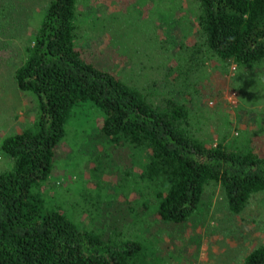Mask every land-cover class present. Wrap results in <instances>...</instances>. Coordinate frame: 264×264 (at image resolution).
Instances as JSON below:
<instances>
[{"label":"trees","instance_id":"1","mask_svg":"<svg viewBox=\"0 0 264 264\" xmlns=\"http://www.w3.org/2000/svg\"><path fill=\"white\" fill-rule=\"evenodd\" d=\"M88 1L50 0L15 71L38 112L0 144L10 164L0 171V264H157L160 248L174 243L160 239L190 224L210 186L222 188L235 215L264 194V150L250 135L233 138L230 126L217 132L220 119L206 118L211 98L200 72L209 57L264 69V0H192L186 26L170 8L188 0H137L119 17L92 5L90 13ZM164 1L169 7L156 6ZM153 28L164 38L159 48ZM105 37L112 43L95 54ZM123 60L131 68L145 63L152 75L143 85L124 77ZM204 121L211 136L222 135L218 144L200 140ZM72 136L90 168L88 178L78 175V213L62 199L59 179L56 193L45 187ZM64 175L71 189L75 175ZM105 177L116 180L111 190ZM118 199L125 217L92 226ZM242 264H264V245Z\"/></svg>","mask_w":264,"mask_h":264},{"label":"rangeland","instance_id":"2","mask_svg":"<svg viewBox=\"0 0 264 264\" xmlns=\"http://www.w3.org/2000/svg\"><path fill=\"white\" fill-rule=\"evenodd\" d=\"M49 1L0 0V144L6 137L26 129L37 116V101L32 94L23 93L18 89L15 71L25 55L26 47L34 39ZM129 3L135 4L137 0H89L86 8L93 13L92 5L95 10H99L97 14L119 17ZM169 4L166 1L157 2L156 6L167 8ZM170 9L180 17L183 26H186L188 15L194 14L193 11L190 12L194 9L192 0H188L182 8ZM94 34H98L97 31ZM193 34L196 35V32ZM150 38L154 41L152 45L158 48L161 47L158 44L164 41L156 28H153ZM104 39L95 41V54H98V49L106 52L105 48L112 43L108 37ZM194 40L196 42L198 37ZM163 52L159 51L160 54L156 58L164 55ZM121 60L122 58L118 59L119 62ZM110 61L102 60L106 65H109ZM123 61L125 62L122 63L121 68L126 66L128 68V71L122 72L124 77L132 80L141 79L143 85L148 75H152L144 67L145 63L138 61L137 65L131 68L129 61ZM205 62L200 72L206 76H201V84L208 88L204 96L211 98L207 103L209 110L206 112V118L220 119L217 132L230 126L233 138L241 139L245 135H250L251 139L257 143V149L264 150V69L249 72L248 69L237 67L233 62H223L216 57H209ZM175 63L174 60H170L169 63L173 73ZM203 128L204 132L200 135V140L208 145L209 143L216 145L220 142L222 135L212 134L211 136L212 126H207L205 121ZM70 142V150L64 147V152L57 158L55 175L45 184V187L49 193H56L55 180L59 179L62 182V187L59 189L63 194L62 199L65 200L68 208L72 206L77 212L76 205L73 206L75 201L79 203L76 188L83 183V179L79 180L78 175L88 178L90 168L83 159H79L82 148L79 145L75 147L74 136L70 138ZM92 149H96V146H92ZM5 158L0 150V171L10 166ZM64 173L75 175L73 181L76 183H72L71 189L65 190ZM103 179L109 183V190L115 187L112 184L116 182L115 179L107 177ZM107 204H104L105 210L102 211L98 222H95L88 214L83 215V219H86V222L92 219V226L95 225L94 227L101 229L108 228L112 219L125 217L122 213L125 203L121 199L113 201L108 207H106ZM77 213L74 219L80 221V215ZM120 225L124 226V223L121 222ZM126 226L130 228L128 224ZM153 226L157 227L155 224ZM176 229L169 231L166 237L160 239V242L174 241V243L168 250L160 248L164 262L157 264H242L251 250L264 245V194L254 196L244 213L235 215L227 206L222 188L210 186L190 224L180 229L176 227Z\"/></svg>","mask_w":264,"mask_h":264}]
</instances>
